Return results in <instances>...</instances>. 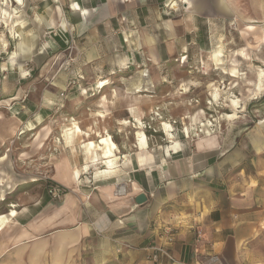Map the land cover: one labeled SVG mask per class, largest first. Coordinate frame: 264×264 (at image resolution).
<instances>
[{
  "label": "crops",
  "instance_id": "0c3cea01",
  "mask_svg": "<svg viewBox=\"0 0 264 264\" xmlns=\"http://www.w3.org/2000/svg\"><path fill=\"white\" fill-rule=\"evenodd\" d=\"M65 5L62 29L68 24L100 33L108 51H125L132 57L145 54L151 66L185 53L183 36L196 29V16L214 14L215 8L230 11L226 0H70ZM93 83L89 85L94 87ZM106 84L100 81L98 88ZM14 99L10 104L18 105L20 100ZM40 99L31 92L19 109L48 118V100L55 105L60 99L46 94ZM70 116L89 124L74 122L81 133L73 140L89 139L88 129L96 130L100 119L84 109ZM71 144L72 153L60 155L51 181L75 190L66 189L56 204L46 196L27 206L10 207L14 214L0 233V264H150L147 248L160 242L168 226L175 233L170 251L178 261L264 264L251 249L264 226V138L254 130L231 144L214 137L169 138L164 145L147 142L146 147L138 140L128 148L116 143L117 164L110 174L96 171L83 144L80 155L73 154L76 148ZM90 168L92 176L81 180ZM79 180L90 183V190L73 187ZM118 183L125 190L122 197L114 195ZM83 193L90 195L86 202ZM139 194L146 198L142 204L135 202Z\"/></svg>",
  "mask_w": 264,
  "mask_h": 264
},
{
  "label": "rangeland",
  "instance_id": "374dc122",
  "mask_svg": "<svg viewBox=\"0 0 264 264\" xmlns=\"http://www.w3.org/2000/svg\"><path fill=\"white\" fill-rule=\"evenodd\" d=\"M69 1L0 0V217L4 219L0 233L14 214L10 207L27 206L46 196L53 204L59 201L63 193L57 189L52 196L48 186L60 155L72 153L63 130L73 122L89 125L86 119L70 116L78 110L100 119L91 120L97 129H88L89 139L73 140L77 155L83 154L82 141L106 133L120 147L128 148L140 132L150 145H164L169 137L163 123L172 126L175 140L214 137L231 144L249 130L264 138V76L262 91H257L259 74L264 73V0H226L229 12L215 8L214 14L196 16V29L183 36L185 53L159 66H151L145 54L132 57L125 51H108L100 33L68 24L62 29ZM4 9L12 19L4 16ZM217 52L222 56L214 59ZM241 52L245 57L237 56ZM98 81L107 84L99 89ZM31 92L39 102L43 94L60 99L55 105L46 102L48 118L19 109ZM11 98L20 103L10 104ZM229 114L235 118L229 119ZM27 115L31 121L25 120ZM92 165L97 172L102 169L99 163ZM93 172L90 168L81 180ZM81 180L73 187L90 190V183ZM82 198L86 202L90 195L83 193ZM251 249L264 263V226Z\"/></svg>",
  "mask_w": 264,
  "mask_h": 264
},
{
  "label": "bare ground",
  "instance_id": "6f19581e",
  "mask_svg": "<svg viewBox=\"0 0 264 264\" xmlns=\"http://www.w3.org/2000/svg\"><path fill=\"white\" fill-rule=\"evenodd\" d=\"M21 1L22 0H16V2L19 4H21ZM171 7H172V5H171ZM72 8L79 9L75 5ZM58 11L60 12L59 9H58ZM3 14H4V16L8 14V17H10V13L6 9L3 10ZM65 25L66 24L63 23V26H65ZM24 45L25 44L23 42H21V44H20L21 48H23ZM221 56H222V54L220 52H217L213 55V58L217 59L218 57H221ZM237 56L245 57V55L242 52L237 54ZM230 76L234 77L233 71L230 74ZM263 76H264V73L261 72L259 74V77H258L257 91H259V92L262 91V86H263L262 85V78H263ZM216 97H217V93H215V95H214V98H216ZM235 102L236 101H233L234 104H235ZM227 117L229 119H231V118H235V115L229 114V115H227ZM162 125L164 127V130H163L164 133L170 139H173L172 138V136H173L172 135V126L168 123H163ZM80 130L81 129H79V127L74 122L71 124L70 127L65 128V130H63L64 133L62 132L65 144L72 143L74 136H77L81 133ZM186 133H187V129H186ZM136 139L138 140V144L140 147H146L147 138L143 132L138 133ZM83 146L85 148L86 154L89 156V160H90L89 162L96 163V164L99 163L103 166L102 169L99 171L100 173L110 174V173L115 171L114 168L116 167V164H117L118 147L115 144V142L112 140L110 135L102 136L96 142L93 140H88V141L83 143Z\"/></svg>",
  "mask_w": 264,
  "mask_h": 264
},
{
  "label": "built area",
  "instance_id": "2783aa9c",
  "mask_svg": "<svg viewBox=\"0 0 264 264\" xmlns=\"http://www.w3.org/2000/svg\"><path fill=\"white\" fill-rule=\"evenodd\" d=\"M63 96V95H61ZM57 190L56 189H50L49 193L52 194V196L56 195ZM115 196H121L125 194V190L123 186H116V189L114 191ZM200 231H197V236L200 238ZM174 230L171 227H165L162 230V233L160 234V242L150 245L148 250V256L147 261L150 264H187L181 261L176 260L174 258L172 252L170 251V246L174 242ZM211 260V259H210ZM214 260V259H213ZM212 261V260H211Z\"/></svg>",
  "mask_w": 264,
  "mask_h": 264
},
{
  "label": "trees",
  "instance_id": "16d2710c",
  "mask_svg": "<svg viewBox=\"0 0 264 264\" xmlns=\"http://www.w3.org/2000/svg\"><path fill=\"white\" fill-rule=\"evenodd\" d=\"M49 189L52 188H56V190L58 189L61 193H66V189L62 188L60 185H58L57 183L52 182L49 186Z\"/></svg>",
  "mask_w": 264,
  "mask_h": 264
},
{
  "label": "water",
  "instance_id": "95a60500",
  "mask_svg": "<svg viewBox=\"0 0 264 264\" xmlns=\"http://www.w3.org/2000/svg\"><path fill=\"white\" fill-rule=\"evenodd\" d=\"M146 200L145 195L144 194H139L136 198H135V202L136 204H142L144 203Z\"/></svg>",
  "mask_w": 264,
  "mask_h": 264
}]
</instances>
